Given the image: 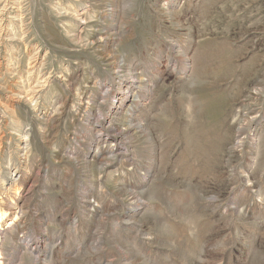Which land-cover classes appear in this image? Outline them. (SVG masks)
<instances>
[{"label":"rangeland","instance_id":"1","mask_svg":"<svg viewBox=\"0 0 264 264\" xmlns=\"http://www.w3.org/2000/svg\"><path fill=\"white\" fill-rule=\"evenodd\" d=\"M0 264H264V0H0Z\"/></svg>","mask_w":264,"mask_h":264},{"label":"bare ground","instance_id":"2","mask_svg":"<svg viewBox=\"0 0 264 264\" xmlns=\"http://www.w3.org/2000/svg\"><path fill=\"white\" fill-rule=\"evenodd\" d=\"M5 216H6V213L3 212L1 209H0V230H2L4 228V221H5Z\"/></svg>","mask_w":264,"mask_h":264}]
</instances>
